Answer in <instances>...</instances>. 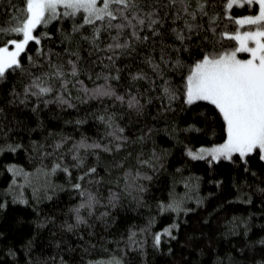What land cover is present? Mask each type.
<instances>
[{
  "label": "snow or ice",
  "instance_id": "snow-or-ice-1",
  "mask_svg": "<svg viewBox=\"0 0 264 264\" xmlns=\"http://www.w3.org/2000/svg\"><path fill=\"white\" fill-rule=\"evenodd\" d=\"M60 113L74 117L63 123L78 138L49 124L47 114ZM157 123L169 147L157 145ZM174 150L178 162L153 195ZM193 161L207 165L219 192L236 189L216 209L227 214L259 193L264 210V0H0V173L10 176L0 213L10 204L35 212L15 221L28 224L26 235L0 226V264H148L149 240L157 252L171 254L177 241L202 253L187 233L178 240L188 215L214 196L201 194ZM222 169L235 173L230 181ZM63 190L74 202L60 215L39 209ZM133 207L149 211L146 222L125 217L118 231ZM164 214L170 222L154 229ZM224 223L221 235L237 239L223 256L209 240L213 264H264V220L257 227L249 213Z\"/></svg>",
  "mask_w": 264,
  "mask_h": 264
},
{
  "label": "trees",
  "instance_id": "trees-1",
  "mask_svg": "<svg viewBox=\"0 0 264 264\" xmlns=\"http://www.w3.org/2000/svg\"><path fill=\"white\" fill-rule=\"evenodd\" d=\"M70 111V110H69ZM74 118L70 117L68 115H65L64 113H60L59 115H51L47 114L48 122L51 126H59L60 128H63L64 131L77 136L80 132V129H76L75 132L73 131V125H65L63 123V120ZM157 131L155 132L154 139L157 143V145H162L164 147L170 146V138L166 135L165 131L163 130V124L157 123L156 124ZM83 131L87 132L89 135H95L96 129L90 128L88 126H85L83 128ZM151 147V141L148 142L146 145V149ZM134 149L138 150V146H133ZM177 153L178 150H174L173 155L169 156L167 159L166 168L167 171L162 172L159 174L157 181L155 183V186L153 188V195L159 196L160 195V189L164 187V184L169 181V173L172 171V169L177 164ZM16 160L18 163L25 164L26 158H24L22 155L17 156ZM253 167H259V162L253 161ZM207 165L203 161H193L191 163V172L196 173L198 175H202L204 177V180L201 183V194L206 195L208 192H213L214 196L208 197L205 201V204L202 206V208H198L195 213H190L188 215L187 223L181 224L180 234L178 237L179 241H183L185 237V233L192 236V238L199 243L200 249H203V252L201 253L200 250H195V255H191L189 250H184V245L182 243H178L177 241H172L171 247L173 249L172 253L169 254L167 250L163 251H154L151 248V242L149 240V246H148V256L147 261L148 264H170V262L174 260H180L181 255L184 259L192 260L195 264V262L198 260L199 264H213V261L216 259V256L210 255L208 248L205 247L206 244H208L209 240H214L215 244L211 245L212 251L223 256L225 251L229 248V242H235L237 239L234 236H222L221 233L224 231L225 227V217L226 215H237V216H248L249 213L253 214V219L256 222L257 227L259 224L264 220V210L260 207L259 202V193H256V195L253 196V204H243L241 202H235L230 208L228 213H224L222 209H216V200L219 196L224 195L227 198L230 199L231 195H234L236 192V189L233 187L230 189L227 193H221L218 190L215 189L214 186H211L207 183V180L209 178V174L206 171ZM224 172V175L226 176L227 180H231L230 169H222ZM187 174V173H186ZM10 179V176L6 172L0 173V189H3L7 186L8 180ZM53 179L56 183L62 184L64 183V176L62 173L58 172ZM178 191H183V186L180 185L177 187ZM102 191L105 192V195L107 194L106 189H102ZM244 191H247V188L244 189ZM31 190H28V193L30 195ZM74 202V198L70 197L67 190H63L58 193V196L54 198V201H42L38 207L41 211H48L50 212L53 208L56 209V212L58 215L61 214V206L66 205L69 201ZM55 201H58L56 203ZM189 206L195 207L194 202H190ZM225 207H228L225 205ZM213 209H216L213 211ZM211 213V215H209ZM35 215L34 210L30 206H24L20 204H10L9 208L5 210V212L0 213V226H2L4 229H7L9 227L12 228L14 234L20 235L24 234L26 235L28 233V224H16L15 221L18 217H23L24 221L27 222L32 219V217ZM149 215V211L147 209H140L139 211L135 210L134 207L130 209L127 213L121 212L118 216L117 223L119 225L118 231H123L125 227V217H127V223H136L138 225H142L146 222L147 217ZM208 216L207 223L203 221V217ZM170 222V217L168 214H164L163 216L157 217V222L154 225V229H159L164 224ZM256 229L253 228V231ZM47 237L48 233L45 231L44 233ZM72 241H75V237L70 238ZM45 252L47 255H54L57 254L56 249L54 246H49L45 249ZM67 259V256H65ZM133 260L136 261V264H139L138 258L133 256ZM51 264V262H49Z\"/></svg>",
  "mask_w": 264,
  "mask_h": 264
}]
</instances>
